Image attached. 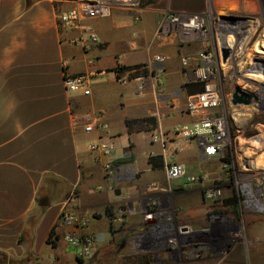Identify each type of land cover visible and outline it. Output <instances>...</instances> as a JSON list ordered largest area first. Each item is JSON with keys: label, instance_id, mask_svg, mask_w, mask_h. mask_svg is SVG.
<instances>
[{"label": "crops", "instance_id": "obj_1", "mask_svg": "<svg viewBox=\"0 0 264 264\" xmlns=\"http://www.w3.org/2000/svg\"><path fill=\"white\" fill-rule=\"evenodd\" d=\"M76 1L0 0V253L17 260L32 254L43 264L77 262L76 247L65 241L66 227L60 218L66 207H74L69 200L71 193L77 199L76 210L92 217L87 230L101 237L95 250L111 243L115 235L127 233L128 245L135 249L139 244L159 249L173 234L189 244L192 235L205 228L207 200L185 179L169 181L167 167L171 162H182L190 172L209 174L210 170L195 140L183 142L182 148L175 146L174 129L193 121L187 103L189 96L198 92L190 93L186 87L188 79L177 65L173 35L166 34L164 42H157L160 9L150 7L151 0H144L148 7L140 8L139 0L133 7L115 1L105 15L84 21L81 29L65 30L59 25L58 14ZM158 1L163 8L182 10L203 4V0ZM89 28L98 35L97 43L85 47L72 42ZM159 52L170 59L161 81H156L158 73L143 74L139 68H130L122 71L130 78L123 84L112 71L150 64L153 54ZM64 59L69 61L66 68ZM65 69L71 73L96 70L91 93L67 90ZM133 69L137 71L131 73ZM229 110L237 130L241 121L248 122L258 114L255 105L243 108L231 104ZM151 117L156 119L154 128L146 120ZM129 119L144 121L131 130ZM88 123L95 125L92 132L85 131ZM102 124L108 129L101 128ZM262 126L260 122L256 127L260 133H264ZM101 138L115 143L116 177H107L96 153L88 149L91 140ZM232 153L247 179L260 180L258 174H264L263 134L237 135ZM153 155L163 156L164 168L151 166L148 159ZM219 161L215 171L222 181L227 167L223 159ZM220 186L226 196L232 193L227 183ZM150 202L153 216L146 217ZM113 212L119 214L118 220L112 217L113 222L121 227L116 232L109 227ZM232 218L229 215L227 220ZM244 218L250 240L230 245L223 256H217V247L201 236L197 240L209 255L170 256L153 264H250L251 248L264 246V215L240 213L239 219ZM192 225L198 229L183 235ZM54 227L56 246L48 241ZM216 227L222 229L220 223ZM227 227L229 232L234 230L231 224ZM142 230L133 242V233Z\"/></svg>", "mask_w": 264, "mask_h": 264}, {"label": "rangeland", "instance_id": "obj_2", "mask_svg": "<svg viewBox=\"0 0 264 264\" xmlns=\"http://www.w3.org/2000/svg\"><path fill=\"white\" fill-rule=\"evenodd\" d=\"M151 1L150 7L160 9L157 18V42H164L166 34L167 36L173 35L177 65L186 73L187 83L201 82L204 84V88L207 83H210L222 94L217 115L226 116L230 135L223 157L218 158L226 160L225 158L229 157V160H226L229 165L227 169L224 168L226 176L222 181L218 179V173L215 171V168L221 164L218 158H206L205 165L210 170L209 174L199 170L190 172L187 168L189 174L200 177V182L190 184L199 189V197L206 198L207 210L205 215H209L208 219L205 220L206 224L203 232L192 235L193 239L189 244L181 242L174 245L163 244L159 249L142 248L139 244V247L135 249L134 246L130 248V245H128L129 241L127 239L130 237V233H127L125 234L127 237L123 241L125 242L124 246L119 244L117 247L116 245L125 235H115L111 243H106L105 246L98 250L94 248L91 255H81L79 250L75 248L77 262L72 259L73 261L67 264H88L90 262L94 264H128L130 262L128 259L135 255L148 253L153 254V263L170 256L183 258L204 257L209 255V253L204 251L202 242L197 240L201 236L207 238L209 243L217 247V256H223L230 245L238 244L241 241H249L250 234L246 228L245 218L244 221H241L239 219L240 216H236L229 208L215 209L211 206L212 202L229 196L225 195L224 189L220 186L222 182L232 186L231 192H236L240 198V213L253 212L258 215H264V174H258L259 176L261 175L260 180L247 179L248 177L238 170L236 159L232 153L234 152V142L237 135L243 134L250 137L263 134L264 137V133H260L256 128L260 122H257L255 115L248 122L241 121L240 130H237L236 125L232 123L229 116L232 95L238 89L246 92H255L260 100H255L252 105H255L256 113L264 114V59L261 57V55H264V0H203L201 7H189V9L185 8L184 10L163 8L158 0ZM250 2H255L256 5L251 6ZM148 4L149 2L139 0L138 6L140 8ZM245 11L249 12V14H243ZM189 18H193V21L197 20L199 25L193 24L192 27H187L186 23H189ZM185 32H189L190 36H187ZM160 58H164V60L161 62ZM169 60L168 54L154 53L152 62L150 64H140L139 71L143 74L152 71L155 74L158 73L159 69H163V72L158 73L159 77L156 78L157 82L161 81L159 79L164 74ZM242 107L245 108V105H242ZM262 129H264L263 126ZM200 149L202 150L201 147ZM217 188H221L223 191L220 196L209 197L207 195L210 189ZM72 195L75 196L74 193H71L70 197ZM149 206V209L144 212L146 213L145 215L150 213V208H154L151 202ZM170 210L175 215L176 210L171 206ZM122 213L123 211L119 212V214ZM112 214L110 226L114 225L115 229L119 228L118 222H113L115 217L118 220L119 214L115 212ZM229 215L233 217V220H227ZM175 223L178 226L180 225L178 220ZM219 223L222 225V229L218 231L216 225L219 226ZM61 224L66 227L63 237L68 242L65 237L70 231V227L64 224L62 220ZM228 224L233 226V231L229 232L228 227L226 228ZM196 229L198 228L192 225L191 231H186L183 235L185 233L186 235L192 234ZM145 230L133 233L131 240L134 242L135 238L142 235ZM216 233L220 234L217 235ZM68 243L70 244V242ZM73 254L75 255V251ZM249 255L251 258L250 264H264V246L259 247V249L251 248ZM28 258V256H25L14 260L19 264H35V258L33 259L32 257L30 260ZM0 262H4V256L1 253Z\"/></svg>", "mask_w": 264, "mask_h": 264}, {"label": "built area", "instance_id": "obj_3", "mask_svg": "<svg viewBox=\"0 0 264 264\" xmlns=\"http://www.w3.org/2000/svg\"><path fill=\"white\" fill-rule=\"evenodd\" d=\"M115 1L117 4H124L131 7L134 6L133 2H136V0H79L76 1L71 8L58 14L59 25L65 30L81 29L84 21L105 15ZM98 40V35L90 28L84 30L82 35L72 38V42H80L85 47H90L91 44L97 43ZM160 60L162 62L164 58H160ZM68 64V59H64L63 65L65 68ZM112 71L119 82L123 84L129 82L130 78L124 76L119 69L115 68ZM136 71L137 70L133 69L131 73H135ZM101 72L108 73L109 70H103ZM162 72L163 69L158 70V73ZM96 73V70L71 73L65 69V87L71 92H82L84 95H89L91 93V80ZM158 77L159 76H157V78ZM138 79L144 81L140 76H138ZM142 85L144 86L145 82H143ZM221 100V92L210 83L205 85L203 91L189 96L187 109L194 119L190 123H184L175 127L174 132L177 135L175 146L177 148H182L183 142L185 141L195 140L202 148L203 155L206 158L223 157L224 151L227 148L230 128L227 118L223 115H217V109L221 104ZM99 126L103 129H108L107 124ZM94 129L95 125L92 123L85 125V131L87 132H92ZM154 138L157 139L158 136L155 135ZM88 149L96 153L97 159L102 165L107 177L113 178L118 175V165L113 157L115 151L114 141L103 138L91 140L88 143ZM224 161V165L227 167L229 163L226 160ZM167 177L169 180L185 179L187 183L200 182V177L189 174L186 165L182 162H171L167 167ZM222 192L221 188L210 189L207 195L209 197H216L220 196ZM69 200L73 202L74 207L65 208L60 215L62 222L70 227V231L65 238L71 245L79 250L81 255H91L96 244L101 241V238L88 232L87 229L91 224L92 217L76 210V197L72 195ZM151 215L153 216L152 212L147 214L146 217H151ZM180 240L181 237L179 234H173L169 238L168 244L174 245L180 242Z\"/></svg>", "mask_w": 264, "mask_h": 264}, {"label": "trees", "instance_id": "obj_4", "mask_svg": "<svg viewBox=\"0 0 264 264\" xmlns=\"http://www.w3.org/2000/svg\"><path fill=\"white\" fill-rule=\"evenodd\" d=\"M140 66L141 65L130 66V67L123 66V67H117V69H119L120 71H123L124 69L139 68ZM186 87L188 88V91L190 93L201 92L204 90V84L201 82H189L186 84ZM146 120L150 123L151 128H154L156 126V119L154 117L148 118ZM143 121L144 120L129 119L127 121V123L129 125V128L132 130L134 124H137L140 122L142 123ZM225 159L229 160V157H227ZM148 160L154 169H162L165 167V160H164L162 155L150 156ZM211 206L215 209H217V208L218 209L219 208H222V209L223 208H229L230 211L232 213H234L236 216H240V212H241L240 199H239L236 192H233V193H231V195H229L227 197H224V198H221L219 200L212 202ZM110 230L112 232H116L114 225L110 226ZM55 236H57L56 235V227H54L51 230L49 238H48V241L51 242L53 244V246H56ZM126 237H127V235H125L123 238H121L117 242L116 246L118 247L119 244H121ZM1 254L4 256V262L16 263V260L9 259V257L5 253H1ZM27 256L29 257L28 259L30 260L33 255L28 254ZM128 261H130V262H128V264H153V254L148 253V254H142V255H135L134 257L128 259ZM0 263H2V262H0ZM35 264H43V263L39 262V261H35ZM88 264H94V263L90 262Z\"/></svg>", "mask_w": 264, "mask_h": 264}, {"label": "water", "instance_id": "obj_5", "mask_svg": "<svg viewBox=\"0 0 264 264\" xmlns=\"http://www.w3.org/2000/svg\"><path fill=\"white\" fill-rule=\"evenodd\" d=\"M232 104L234 105H252V95L242 89L236 90L232 95Z\"/></svg>", "mask_w": 264, "mask_h": 264}, {"label": "flooded vegetation", "instance_id": "obj_6", "mask_svg": "<svg viewBox=\"0 0 264 264\" xmlns=\"http://www.w3.org/2000/svg\"><path fill=\"white\" fill-rule=\"evenodd\" d=\"M249 93L252 95V103H254L255 100H260V98L257 96V94L255 92H249ZM255 119L257 120V122H263L264 123V114H255ZM121 244H120L121 246H124L125 242H122Z\"/></svg>", "mask_w": 264, "mask_h": 264}, {"label": "bare ground", "instance_id": "obj_7", "mask_svg": "<svg viewBox=\"0 0 264 264\" xmlns=\"http://www.w3.org/2000/svg\"><path fill=\"white\" fill-rule=\"evenodd\" d=\"M197 19V18H196ZM193 24L194 25H199L198 23H197V20H195V21H193V18H189V23L187 24L186 23V25H188L187 27H192L193 26ZM198 73V72H197ZM196 73V74H197ZM226 117V116H225ZM193 120V119H192ZM229 139V138H228Z\"/></svg>", "mask_w": 264, "mask_h": 264}]
</instances>
